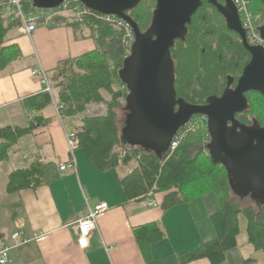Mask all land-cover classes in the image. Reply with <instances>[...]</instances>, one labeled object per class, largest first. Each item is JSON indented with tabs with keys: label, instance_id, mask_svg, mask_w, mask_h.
Returning a JSON list of instances; mask_svg holds the SVG:
<instances>
[{
	"label": "trees",
	"instance_id": "obj_1",
	"mask_svg": "<svg viewBox=\"0 0 264 264\" xmlns=\"http://www.w3.org/2000/svg\"><path fill=\"white\" fill-rule=\"evenodd\" d=\"M156 4V0H143L129 11L143 31L152 23ZM249 6L254 15H264V0H249ZM29 7V4L25 6L27 10ZM215 17L222 24L219 25ZM18 23L0 13V70L22 55L19 45L8 43L7 38ZM58 25L72 26L76 31L87 28L97 44L91 52L61 61L50 74L59 114L64 120L81 118L82 124L75 130L79 145L93 163L103 171L118 166L129 167L121 182L130 201H144L150 192H163L161 206L168 210L204 194L217 196L220 209L211 215L216 237L194 250L178 253L179 264L202 258L211 264L224 263L228 251L238 245L240 214L247 218L248 243L256 250H264V203L251 195L241 196L232 189L226 169L206 154L209 141L206 126H197L187 132L179 146L162 157L122 141L116 111L128 92L121 89L125 83L120 71L131 54V48L123 43V28L102 21L96 13L87 15L84 21L56 16L51 26ZM240 39L227 27L216 6L203 0L188 26L185 39L177 40L171 50L177 68V94L203 99L216 93L230 73L239 75L251 58ZM100 102L108 105L107 113H89V107ZM53 104V97L45 90L23 99V108L31 117L29 124L24 128L0 127V161L21 137L46 124L47 118L32 114ZM58 177L55 162L36 161L28 168L10 173L7 191L37 187ZM134 232L145 259H151V246L164 237V230L159 223L153 222L135 228Z\"/></svg>",
	"mask_w": 264,
	"mask_h": 264
},
{
	"label": "crops",
	"instance_id": "obj_2",
	"mask_svg": "<svg viewBox=\"0 0 264 264\" xmlns=\"http://www.w3.org/2000/svg\"><path fill=\"white\" fill-rule=\"evenodd\" d=\"M7 38L8 43L19 45L22 55L0 70V127L24 128L30 119L22 101L44 88L32 71L44 69L50 75L61 61L91 52L97 44L87 28L76 31L68 25H40L31 35L12 29ZM32 115L48 120L21 137L0 161V250L13 245L11 238L16 231L23 239L20 246H12L7 264H179L178 253L194 250L216 237L211 219L220 209L216 195L209 206H193L204 195L168 210L161 206L163 192H155L144 201H130L121 182L129 171L127 166L103 171L79 145L76 167L59 169L71 155L66 131L79 127L80 117L63 122L55 103ZM36 161L55 162L59 177L8 192L10 173ZM151 199L155 203H150ZM99 202H108L110 209L98 217L97 228L86 238V246H81L78 222L86 216L89 205ZM153 222L160 224L164 237L152 244L151 259H145L134 229ZM38 235L47 236L38 241ZM242 248L251 252V264H264V250H256L248 241ZM187 264L211 262L202 258Z\"/></svg>",
	"mask_w": 264,
	"mask_h": 264
},
{
	"label": "water",
	"instance_id": "obj_3",
	"mask_svg": "<svg viewBox=\"0 0 264 264\" xmlns=\"http://www.w3.org/2000/svg\"><path fill=\"white\" fill-rule=\"evenodd\" d=\"M64 0H32L34 7L55 8ZM104 15H115L127 22L135 34L131 54L120 71L129 93L126 97L125 125L121 139L133 147L156 152L169 151L181 128L194 115L208 118L214 163L227 168L232 189L241 196L251 195L264 203V126L255 121L247 126L236 114L248 109L246 93L258 91L264 96V46L250 45L238 8L233 0H208L218 8L227 27L238 34L251 60L244 67L235 88L214 96L205 105L191 104L177 97L175 63L172 48L185 39L188 26L203 0H156L153 20L143 31L129 11L143 0H80ZM264 38V27H259ZM232 123L229 125V123Z\"/></svg>",
	"mask_w": 264,
	"mask_h": 264
},
{
	"label": "built area",
	"instance_id": "obj_4",
	"mask_svg": "<svg viewBox=\"0 0 264 264\" xmlns=\"http://www.w3.org/2000/svg\"><path fill=\"white\" fill-rule=\"evenodd\" d=\"M238 8L240 13L242 23L247 32V38L250 44L264 46V38L258 32L256 24H254V16L250 10L249 0H233ZM29 4V9L27 10L25 6ZM32 0H0V13L4 16L9 17L12 21L19 22L18 30L21 33L31 35L40 25H48L53 22L56 16H65L68 18H74L79 21H84L85 17L91 13H96L97 17L102 21L115 24L123 28V43L127 48H132L133 43L135 42V34L132 27L125 22L123 19L115 15H104L98 12L93 11L88 8L86 5L82 4L80 0H64L60 6L55 8H37L32 6ZM33 75L39 76L41 83L43 85V90L49 92L52 97H54V87L48 72L44 69H36L32 71ZM122 90L129 89L126 84L121 85ZM56 109L58 114L60 113V108L56 104ZM103 115L105 111H98L96 114ZM29 118H31L29 116ZM59 118L64 122V118L59 114ZM198 125L195 123H188L184 129H180L175 138L173 139L171 146L169 148L170 152L175 150L183 136L194 130ZM66 138L70 150V158L59 164V169L61 171H66L70 168L76 167L75 160V150L79 146V138L77 136L76 130L66 131ZM153 192H150L148 197L153 196ZM150 203H155L153 199L150 200ZM88 211L86 216H84L79 223V244L81 246H86V238L90 235L91 231L97 228L98 217L110 209L108 202H99L93 206H88ZM47 235H38L36 240H42ZM14 243L12 246H20L23 243L21 233L16 231L12 234L11 238ZM12 246H5L0 250V264H7L9 262L10 250Z\"/></svg>",
	"mask_w": 264,
	"mask_h": 264
},
{
	"label": "rangeland",
	"instance_id": "obj_5",
	"mask_svg": "<svg viewBox=\"0 0 264 264\" xmlns=\"http://www.w3.org/2000/svg\"><path fill=\"white\" fill-rule=\"evenodd\" d=\"M225 3V2H224ZM254 24H256V27H260L262 25H264V15H254ZM256 16V17H255ZM8 20L11 21V19L9 17H6ZM216 18V22L220 25L222 24V22L220 21V19L218 20L217 17ZM10 23V22H9ZM19 23H18V27H19ZM51 25V23H50ZM18 27H15L14 29H18ZM234 35V34H233ZM129 50V49H128ZM127 50V51H128ZM195 87H197V84L195 83ZM106 94V92H105ZM106 97L109 98L110 96H108V94H106ZM250 98H251V110H249L251 117L253 116H258L261 119L264 120V96L263 94L257 93V92H252L250 93ZM55 106H56V90L54 89V97H53ZM126 106V99L121 101V106L117 108L118 112V118L117 121L120 125V130L122 129V127L124 126L125 120H126V115H127V111L125 109ZM89 113H97L98 111H105L107 113L108 111V105L104 102H100L94 105H91L89 107ZM58 112V111H57ZM67 124L73 125L75 124V122L73 121H68ZM203 127V126H201ZM84 150V149H83ZM23 153H20V156H22ZM206 154L209 155L208 151L206 150ZM134 162V161H133ZM133 162L131 164H133ZM204 195H207L205 197H203ZM201 195L203 198L199 199V203H193V206H198V205H211L212 201L214 202L215 199V194L213 193H208V194H204ZM199 198V197H197ZM239 227H240V231H239V235L237 237V247L231 249L228 251L227 254V264H251L249 257L251 252H249L247 250V248H242V243L247 242L248 241V234H247V218L244 214H240L239 217Z\"/></svg>",
	"mask_w": 264,
	"mask_h": 264
},
{
	"label": "flooded vegetation",
	"instance_id": "obj_6",
	"mask_svg": "<svg viewBox=\"0 0 264 264\" xmlns=\"http://www.w3.org/2000/svg\"><path fill=\"white\" fill-rule=\"evenodd\" d=\"M220 2H222V3H224V1L223 0H220ZM217 8V7H216ZM217 11H218V8H217ZM219 12V11H218ZM219 14H220V12H219ZM222 16V15H221ZM223 17V16H222ZM224 18V17H223ZM225 19V18H224ZM225 22H226V20H225ZM227 25V24H226ZM260 27H264V25H262V26H260ZM234 32V31H233ZM258 32L261 34V32H260V30H258ZM239 36V35H238ZM261 36H262V34H261ZM240 37V36H239ZM241 40V39H240ZM249 42V41H248ZM250 44V43H249ZM250 45H252V44H250ZM172 58H173V56H172ZM250 60H251V58H250ZM250 60H249V62H250ZM173 61H174V63H175V60H174V58H173ZM248 62V63H249ZM246 65H248V64H246ZM245 65V66H246ZM244 66V67H245ZM176 63H175V78L177 77L176 76ZM243 70H244V68H243ZM243 70L241 71V73L239 74V75H234V74H229V75H227V78H226V81L223 83V86H221V88H219V90L216 92V93H212V94H209V95H207V96H205L203 99H200L199 97L198 98H194V97H186V96H180V94H177V97L178 98H183V99H185L187 102H189V103H191V104H200V105H205V104H207V103H209V99L211 98V97H214V96H217V97H220L221 95H223V93L227 90V89H230V88H235L236 87V85H237V83H238V79L240 78V76L242 75V73H243ZM175 86H176V81H175ZM252 92H257V93H259L258 91H255V90H253V91H249V93L247 92L246 93V96H247V98H248V103H249V105H248V109H246L245 111H243V112H240V113H237L236 114V118L238 119V121H240L241 123H243V124H245V125H247V126H252L254 123H255V121L257 120V121H259V123L262 125V126H264V120L263 119H261L260 117H258V116H253V117H251V116H249L250 115V112H249V110H251V106H252V103H251V98H250V93H252ZM178 93V92H177ZM261 94V93H260ZM196 122V124L198 125V126H206L207 127V130H208V118L206 117V116H204V115H194L192 118H191V120L189 121V123H195ZM232 123L230 122L229 123V125H231ZM181 129H184V128H181ZM208 133H209V130H208ZM209 135H210V133H209ZM208 143H207V146H206V150L208 151V153H209V155L211 156V152H210V149L208 148V145L211 143V141H212V139H211V136H209V138H208ZM212 157V156H211ZM223 168H225L226 169V171H227V168H226V166L223 164V163H219Z\"/></svg>",
	"mask_w": 264,
	"mask_h": 264
}]
</instances>
